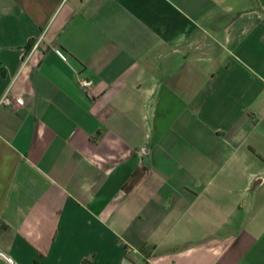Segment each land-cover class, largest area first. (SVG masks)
<instances>
[{"label":"crops","instance_id":"1","mask_svg":"<svg viewBox=\"0 0 264 264\" xmlns=\"http://www.w3.org/2000/svg\"><path fill=\"white\" fill-rule=\"evenodd\" d=\"M5 95L0 264H264V0H0Z\"/></svg>","mask_w":264,"mask_h":264},{"label":"built area","instance_id":"2","mask_svg":"<svg viewBox=\"0 0 264 264\" xmlns=\"http://www.w3.org/2000/svg\"><path fill=\"white\" fill-rule=\"evenodd\" d=\"M76 81L80 89L84 93H89L92 88L95 85V81L92 78H87L83 76V73L81 71H78L76 74ZM18 104H22L21 100L16 101ZM6 106V107H13L14 101L12 99H9L7 95H5L2 100L0 101V107ZM144 154H146V151H143ZM1 257L8 263V264H17L14 259L8 255L1 254Z\"/></svg>","mask_w":264,"mask_h":264}]
</instances>
